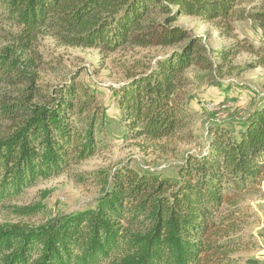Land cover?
<instances>
[{
    "label": "trees",
    "instance_id": "obj_1",
    "mask_svg": "<svg viewBox=\"0 0 264 264\" xmlns=\"http://www.w3.org/2000/svg\"><path fill=\"white\" fill-rule=\"evenodd\" d=\"M253 0H0V18L22 29L0 51V84H26L0 103V207L37 181L63 173L103 147L111 119L96 91L76 81L36 85L42 54L37 39L112 53L126 47L168 48L154 66L128 73L112 94L125 139L171 137L196 111L185 88L194 66L220 69L235 48L213 51L203 36L175 25L182 16L230 35ZM249 18L264 36V0ZM208 149L188 155L176 176L118 167L101 176L95 206L36 226L0 225V264H239L234 248L248 213L249 193L264 180V102L241 121L211 128ZM19 216L42 204L12 206ZM257 263L249 259L245 264ZM241 264V263H240Z\"/></svg>",
    "mask_w": 264,
    "mask_h": 264
},
{
    "label": "rangeland",
    "instance_id": "obj_2",
    "mask_svg": "<svg viewBox=\"0 0 264 264\" xmlns=\"http://www.w3.org/2000/svg\"><path fill=\"white\" fill-rule=\"evenodd\" d=\"M263 0L243 3L244 19L234 23L230 35L222 34L212 23L182 16L175 23L196 36L214 64L220 58L213 51L235 48L234 55L220 69L194 66L185 72L190 83L185 88L190 107L196 114L171 137L160 140L125 139L120 113L113 100V92L127 82L128 73L154 66L157 59L177 48L126 47L112 53L97 48L70 47L59 43L49 32H41L37 39L42 54L36 85L50 89L69 81H76L96 91L97 99L106 107L111 124L106 134L108 146L87 160L73 163L63 173L42 179L26 188L19 196L0 207V225L21 224L36 226L59 215L78 212L95 206L101 186V176L112 174L118 167L151 171L163 176H176L188 155H201L208 149L211 128L217 123L233 125L264 102V36L260 23L248 15L254 13ZM22 29L0 18V51L16 43ZM26 84H0V103L6 97L22 96ZM46 89V90H47ZM5 126L0 125V137ZM42 204L45 212L35 216H19L12 206ZM248 213L240 223L237 234L247 243L234 248L232 257L245 264L257 260L264 264V180L258 191L248 194L245 203Z\"/></svg>",
    "mask_w": 264,
    "mask_h": 264
}]
</instances>
